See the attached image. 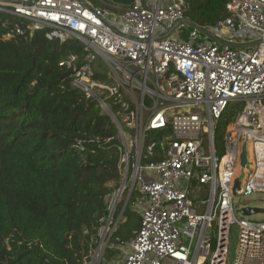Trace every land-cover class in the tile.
<instances>
[{
  "label": "built area",
  "instance_id": "built-area-1",
  "mask_svg": "<svg viewBox=\"0 0 264 264\" xmlns=\"http://www.w3.org/2000/svg\"><path fill=\"white\" fill-rule=\"evenodd\" d=\"M185 10V0H133L123 10L88 0H0L4 40L38 31L81 45L57 67L122 141L115 196L127 204L138 194L140 226L127 243H109L124 209L114 222L116 198L108 202L83 264H264V220L240 215L245 206L232 195L247 144L252 166L235 196L264 194V0H231L211 26L193 24ZM232 105L240 109L217 147L216 124ZM166 130L145 147L148 134Z\"/></svg>",
  "mask_w": 264,
  "mask_h": 264
},
{
  "label": "trees",
  "instance_id": "trees-1",
  "mask_svg": "<svg viewBox=\"0 0 264 264\" xmlns=\"http://www.w3.org/2000/svg\"><path fill=\"white\" fill-rule=\"evenodd\" d=\"M88 1L122 10L133 2ZM230 1L185 0V17L214 25ZM3 33L0 28V264H83L122 182L121 142L111 119L57 67L66 54H80L81 45L49 41L38 31L25 40H4ZM239 109L232 105L222 114L215 146ZM166 134L151 132L145 147ZM138 197L131 193L109 243L125 244L138 230L141 218L132 209ZM123 205H116L114 221Z\"/></svg>",
  "mask_w": 264,
  "mask_h": 264
},
{
  "label": "rangeland",
  "instance_id": "rangeland-1",
  "mask_svg": "<svg viewBox=\"0 0 264 264\" xmlns=\"http://www.w3.org/2000/svg\"><path fill=\"white\" fill-rule=\"evenodd\" d=\"M97 63H99V61H97ZM119 140L122 143L120 138H119ZM121 148H122V146H121ZM246 150H247V161H246V167L244 169V174H246L252 166L250 145H248V144L246 145ZM120 183L122 184L121 181H120ZM121 184H119V187L113 192L114 194L108 198L109 205L115 201V198H116L115 194L120 189ZM129 184L130 183L128 180L125 184L126 188L129 187ZM125 198L126 197L124 195L120 199L116 198V205L119 204L120 202H124ZM233 204L236 206H240V207L245 206V207L262 209V208H264V194H251L248 196H241V197L234 196L233 197ZM249 219L252 221H257V222L263 221L264 220V214L257 213V214L251 215L249 217ZM110 229H111V227H110ZM236 245H237V235L233 236V238L230 241V262L231 263L233 261L234 255H235Z\"/></svg>",
  "mask_w": 264,
  "mask_h": 264
},
{
  "label": "water",
  "instance_id": "water-1",
  "mask_svg": "<svg viewBox=\"0 0 264 264\" xmlns=\"http://www.w3.org/2000/svg\"><path fill=\"white\" fill-rule=\"evenodd\" d=\"M246 165V147L245 145L241 146L240 154H239V173L236 176V178L233 181V187H232V195L235 196V190L239 188L240 180L243 177V169ZM126 202L123 205V209ZM239 214L244 217H250L251 215L262 213L264 214V208L258 209V208H252V207H244L238 210Z\"/></svg>",
  "mask_w": 264,
  "mask_h": 264
}]
</instances>
